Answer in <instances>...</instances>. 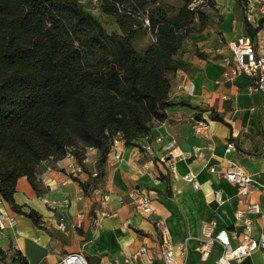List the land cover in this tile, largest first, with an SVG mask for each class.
<instances>
[{
  "label": "crops",
  "instance_id": "1",
  "mask_svg": "<svg viewBox=\"0 0 264 264\" xmlns=\"http://www.w3.org/2000/svg\"><path fill=\"white\" fill-rule=\"evenodd\" d=\"M229 9L235 19L227 28L222 16L218 24L221 38L211 37L209 43L201 40L178 53L177 57L188 66L171 75L169 98L176 104L166 107L167 117L151 128L150 151L118 141L111 153L118 152L120 158L105 162L103 175L89 194L83 192L79 181L88 180L90 172L95 170V149L86 152L84 173L64 185L61 184L65 179L62 159L43 161L38 169L44 191L40 195L33 191L25 177L18 178L15 202L38 211L53 235L64 238L59 249L51 250L60 251L59 257L69 251H81L86 259L96 257L97 264H146L150 258L158 260L162 241L167 239L172 245L185 243V256L176 251L178 264H216L223 248L217 241L207 244L202 238L204 223L215 222L218 230H226L233 246L242 239L244 219L251 222V237L257 239L264 233V191L252 189L249 199L259 204L260 211L250 213L235 186L219 174L234 162L258 182H264L262 95L249 89L254 85V78L249 74L230 80L225 78L228 67L222 59L232 55L236 38L246 33L241 5H231ZM196 51L206 57L201 58ZM213 114L221 116L228 125L214 120ZM227 142H232L234 149L226 151ZM169 143H174L175 148H168ZM196 147L199 148L197 154ZM171 154L178 155L173 170L169 161ZM159 170L170 176V196L166 195L167 183L157 179ZM184 174L194 176L198 187L184 180ZM131 188L151 196L152 213L148 217L133 209L128 197ZM101 193L109 194L108 208L115 210L116 215L103 219L101 227L94 228L90 217L101 206ZM216 193L220 202L215 199ZM44 198L56 201L57 205L45 204ZM64 199H68V205L62 204ZM82 209L89 212L82 227L68 233L56 230V214L64 213L73 218ZM0 213L15 218L13 225L0 229V248L4 251L0 260L5 264H19L13 259V252L18 250L27 264L56 263L59 258L51 257L46 248L55 243L49 239L47 231L14 212L1 198ZM48 258L49 261H44ZM230 263L264 264V250Z\"/></svg>",
  "mask_w": 264,
  "mask_h": 264
},
{
  "label": "trees",
  "instance_id": "2",
  "mask_svg": "<svg viewBox=\"0 0 264 264\" xmlns=\"http://www.w3.org/2000/svg\"><path fill=\"white\" fill-rule=\"evenodd\" d=\"M176 1L96 0L99 13L113 18L116 28L109 30L90 11L91 0H0V198L14 212L53 235L38 211L15 202L18 178L40 195L43 161L71 152L85 170L86 152L95 149L96 175L79 181L89 194L114 140L142 148L153 125L167 117L165 108L176 104L169 98L171 75L188 66L177 55L209 24L204 7L215 6V0ZM244 27L253 33L246 21ZM141 30L152 41L138 51ZM157 179L170 196L168 172L159 170ZM13 259L27 264L18 250Z\"/></svg>",
  "mask_w": 264,
  "mask_h": 264
},
{
  "label": "built area",
  "instance_id": "3",
  "mask_svg": "<svg viewBox=\"0 0 264 264\" xmlns=\"http://www.w3.org/2000/svg\"><path fill=\"white\" fill-rule=\"evenodd\" d=\"M95 2L96 0H91ZM241 6L243 9L244 20L249 24L252 29V34H242L236 38L234 47L231 48L232 55L224 56L223 62L228 67L225 72V78L230 80L233 77L241 74H249L254 78V85L249 89L258 91L262 95L263 99V111H262V126L264 128V0H241ZM147 23V21H146ZM209 102V99H207ZM118 140L113 141L111 150L117 145ZM142 148L146 151H150L148 141L142 143ZM168 148H175L174 143H169ZM234 149L232 142L226 143V151ZM89 150V149H88ZM108 153L106 162L118 160L120 154ZM199 151L196 147L195 154ZM179 153L178 155H180ZM171 154L169 158L170 168L174 169V161L178 156ZM62 168L65 171V179L61 182L64 185L67 180L73 178H79L84 173L83 167L77 162L75 156L71 152H67L62 158ZM211 171H214L211 168ZM227 182L235 186L238 195L242 198V202L246 204V210L250 213L259 212V204L250 201V193L254 188H260L264 191V182H258L251 175L245 172V170L238 164L231 162L224 170L219 172ZM92 176L96 175L93 171ZM39 180V175L37 174ZM182 178L190 182L193 187H198V182L194 176L190 174H184ZM100 208L95 212L94 216L90 217L91 225L94 228L101 227V221L105 218L113 217L116 215V211L108 208L109 194H100ZM128 197L131 201L133 209L140 215L148 217L152 213V199L151 196L145 192L135 188H131L128 191ZM81 199V197H78ZM215 199L220 202L219 194H215ZM43 202L49 206L57 205L54 200L43 199ZM264 202V199H263ZM62 204L68 205V199H64ZM88 210H78L73 218L68 217L64 213L56 214L54 219L56 230L62 233H68L69 230H75L82 227L83 221L88 217ZM238 216V214H237ZM15 218L13 216L4 215L0 213V229L7 225H13ZM251 222L249 219H244L243 234L240 243L233 246L230 242V237L226 230L217 229L216 223H204L201 227V235L206 243L217 241L223 248L221 256L217 259L216 264H231V260H240L243 257L251 255L257 250H264V233L255 239L250 236ZM176 251L181 255L185 256L186 247L185 243H179L178 245H172L167 239L162 241L160 247V254L158 260L152 258L146 261V264H178L176 262ZM0 264H5L0 260ZM54 264H90L86 259L85 255L81 251H69L63 254Z\"/></svg>",
  "mask_w": 264,
  "mask_h": 264
},
{
  "label": "rangeland",
  "instance_id": "4",
  "mask_svg": "<svg viewBox=\"0 0 264 264\" xmlns=\"http://www.w3.org/2000/svg\"><path fill=\"white\" fill-rule=\"evenodd\" d=\"M164 3L172 4L173 6L176 5V0H161ZM198 2V1H196ZM239 0H215V6L212 9H206L207 14L210 17L209 24H207L200 32L193 33L190 37L184 42L183 48L192 47L193 45H197L201 40L205 41V43H209L211 37L221 38V30L218 26L219 22L224 15V25L229 28L231 26L232 19H235L234 13L230 11L231 5H239ZM87 5L92 13L97 15L104 23L105 26L109 30H114L116 25L113 21L112 17L101 15L97 9V2H87ZM242 7V6H241ZM223 11V12H222ZM202 36H205V39H201ZM152 41L151 35L144 30H141L136 38L135 47L138 51H142L150 42ZM181 51H179L180 53ZM49 239L54 240L55 243L53 245H48L47 250L51 253V257L60 258V251L58 253L52 252V248H60L61 243H63L64 238L58 235H51L47 232ZM53 255V256H52ZM50 258L45 259L44 261H49ZM133 259V258H132ZM98 259L96 257H90V264H97ZM133 262H137L136 259H133Z\"/></svg>",
  "mask_w": 264,
  "mask_h": 264
},
{
  "label": "water",
  "instance_id": "5",
  "mask_svg": "<svg viewBox=\"0 0 264 264\" xmlns=\"http://www.w3.org/2000/svg\"><path fill=\"white\" fill-rule=\"evenodd\" d=\"M198 118V117H197Z\"/></svg>",
  "mask_w": 264,
  "mask_h": 264
}]
</instances>
